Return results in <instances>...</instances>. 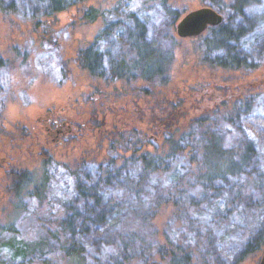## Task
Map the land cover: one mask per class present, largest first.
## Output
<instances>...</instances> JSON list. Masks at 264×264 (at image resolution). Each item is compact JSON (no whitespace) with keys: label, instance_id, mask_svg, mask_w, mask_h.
Returning a JSON list of instances; mask_svg holds the SVG:
<instances>
[{"label":"rangeland","instance_id":"rangeland-1","mask_svg":"<svg viewBox=\"0 0 264 264\" xmlns=\"http://www.w3.org/2000/svg\"><path fill=\"white\" fill-rule=\"evenodd\" d=\"M213 1L231 27L249 30L240 48L263 60L264 0H242L240 14L228 10L235 0ZM48 3L0 0V264H78L65 248L80 245L83 264H259L264 65L235 73L199 61L202 37L180 38L175 25L208 6L204 0H85L51 14ZM90 8L96 16L88 21ZM170 8L179 13L173 24ZM87 47L104 73L120 62L139 80L144 65L165 68L169 82L117 92L80 67L77 54ZM240 98L247 105H236ZM198 117V130L173 138L181 153L170 160L162 126ZM97 121L146 132L162 169L127 162L110 183L101 177L94 199L81 195L67 161L103 145ZM208 140L219 161L205 158ZM10 169L30 180L7 191ZM210 170L219 173L214 181L199 180ZM34 181L45 185L32 195ZM95 199L107 210L100 224L89 221Z\"/></svg>","mask_w":264,"mask_h":264},{"label":"trees","instance_id":"trees-1","mask_svg":"<svg viewBox=\"0 0 264 264\" xmlns=\"http://www.w3.org/2000/svg\"><path fill=\"white\" fill-rule=\"evenodd\" d=\"M84 1L85 0H49L48 12L49 14L55 13L58 12V10L65 9L74 4H81ZM241 1L242 0H235L231 6H228V10L239 12L240 5L242 4ZM204 2H207L208 6L214 9L222 8L213 0H204ZM11 5L12 4L9 3L6 7H10ZM170 9L171 10H169V14L172 17L173 24L178 18L179 13L175 9ZM23 12L27 15L29 14L28 12ZM238 14H240V12ZM95 16L96 10L90 8L84 13L83 18L90 21ZM231 26L232 19H230V15L228 14V19L226 21L223 19V22L220 25L209 27L204 33L197 37H202L201 41L198 44V49L201 56H199V61L203 64L206 63L207 65H204H206L209 69H213L215 71L220 69L224 70V72L227 71L235 73H250L252 72V70L254 72L257 71L256 69L259 70L260 68H262L264 65V59L262 60L263 56L261 58L259 57L252 60L250 52L247 49L240 48L239 43L249 30L233 28ZM171 29H173V25H171ZM262 50L263 49L261 48V52L264 54V51ZM76 60L78 61L80 67L89 72L91 75H94L98 79L103 80L104 82H106L105 84L114 85L111 89H114L117 92H120L121 88L124 85L126 86V89L132 88L135 90L137 88L136 86H139L138 84H143L142 89H144L145 85L150 86V84L152 85L154 81V85L156 87L165 86L169 82V77L165 68L153 73L152 71L148 72L147 70H145L144 65H141L143 73V75L141 76L143 79L140 78L141 80H138V78L136 76L134 77L133 74H129L130 72L127 71L124 66L120 64V62L110 64V66L105 69L106 73H104V71L102 72V68L99 63L98 54L94 52L90 47L81 49L77 54ZM155 79H157V82ZM159 91L162 90L159 89ZM151 92L153 91L148 90L146 93L152 95ZM236 105L242 107L247 104L246 101L244 102L240 98L236 102ZM98 123V121L95 122V124ZM201 123L202 119L198 117L187 118L183 123L174 124V126H162V132L166 136L165 138L168 145V151L170 150V152L167 151L168 153L166 152V154L167 157L170 158V160L177 157L179 158V154L181 153V148L179 149L174 147L177 145V142L173 141V138H175L176 136L181 138H184L185 136L189 137V135L191 134L190 131L193 132L194 130H198V128L201 127ZM94 126H97V133H99L101 138H103V140L100 141L101 145H103L97 148L89 147L85 151H83V149L80 154L74 156V158H72L70 161H67L69 167L68 170L77 184V190L82 193L81 195H84L90 199H94L96 197L95 193L98 190L99 183L104 182V179L110 183V180H113V174L118 172L120 167L123 168L125 165H127V162H133L134 160H137L141 164L145 165V169L152 166H154L153 168L156 169H162L161 164L163 161L161 159L155 160L147 150L149 139L146 132L141 131L137 128L128 131H119L116 128L103 129L102 123ZM181 138H179L178 140H180ZM248 150L249 149L247 148V152ZM204 152V156L206 159L209 157L211 158L219 153L214 140L206 141ZM219 157L220 156L216 155V161H219ZM164 164L167 165V160L164 162ZM164 170L166 169L163 168L162 171ZM214 172L215 173H213L212 171L199 174V180H202L204 182L214 181L219 175L217 170H215ZM6 174L7 180L9 181V185L6 188L7 191L18 190L17 188H21L19 184L22 181L30 180L29 173L26 170L10 169L8 172H6ZM101 177L105 178L102 179ZM30 183H32L31 185L33 186L31 192L32 195H35L38 190H42L45 185V181H34L29 182V184ZM96 201L98 200L95 199L92 210H90L91 215L89 221L93 224H100L102 222L100 218H103L107 210H105L106 208H101V206ZM99 210H101V212H98ZM6 229L10 230L11 228ZM256 244L257 243L255 242V248L257 246ZM83 252L84 250L81 245L78 248H75L74 246H67L65 248L66 257L74 263L78 264H83Z\"/></svg>","mask_w":264,"mask_h":264},{"label":"water","instance_id":"water-1","mask_svg":"<svg viewBox=\"0 0 264 264\" xmlns=\"http://www.w3.org/2000/svg\"><path fill=\"white\" fill-rule=\"evenodd\" d=\"M223 22L222 15L210 6H202L188 11L176 23V35L180 38L197 37L209 27H215ZM264 264V250L259 260Z\"/></svg>","mask_w":264,"mask_h":264}]
</instances>
